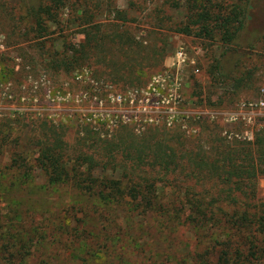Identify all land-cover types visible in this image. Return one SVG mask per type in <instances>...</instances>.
Returning a JSON list of instances; mask_svg holds the SVG:
<instances>
[{
	"label": "rangeland",
	"instance_id": "obj_1",
	"mask_svg": "<svg viewBox=\"0 0 264 264\" xmlns=\"http://www.w3.org/2000/svg\"><path fill=\"white\" fill-rule=\"evenodd\" d=\"M163 1L67 0L59 16L48 21V37L37 39L31 30L35 20L28 13L47 1L0 0V123L10 120L13 130H23L20 150L28 165H34L33 159L38 157L36 144L29 139L37 119L64 123L71 133L81 136V127L88 124L96 135L108 140L123 127L138 136L145 135L151 126L158 131L168 129L174 134L171 146L181 140L195 146L202 140L200 146L205 151L220 139L252 141L254 135L264 133V109L240 108L242 103L264 99V32L260 31L264 25L252 32L244 30L232 44L185 36L172 27L185 22V2H173L168 8ZM253 18L249 27L262 22L261 17ZM127 36L139 52H152L132 75L119 69L121 40ZM180 48L186 50L188 60L178 65ZM72 53L76 64L67 68L64 63ZM7 143L0 146V172L10 163ZM96 175L117 180L121 171L108 169ZM33 177L36 187L45 185L40 170L35 169ZM11 182L9 175L0 179L1 194L13 195ZM257 185L259 196L264 198V176L258 178ZM50 192L47 188L32 201L27 199L29 205L37 206L46 199L51 203L68 200L69 196L80 201L82 206L71 210L64 223L71 229L93 231L98 243L106 242L92 257L96 264H117L122 258L129 264H182L184 258L185 264H196L195 252L201 248L196 249L189 229L179 228L175 237L169 238L171 244L162 243L152 216L146 217L148 221L136 214L128 217L124 208L107 206L92 214L90 221L83 213L91 209L92 202L70 189L69 196L64 190ZM38 209L33 225L42 232L51 231L49 214ZM0 214L12 222L31 218L26 208L5 204L0 205ZM66 238L63 235L49 248L45 246L51 255L60 256L58 260L48 256L39 260L75 264V256L70 257L72 253L65 246ZM210 258L215 260L216 256Z\"/></svg>",
	"mask_w": 264,
	"mask_h": 264
},
{
	"label": "trees",
	"instance_id": "obj_2",
	"mask_svg": "<svg viewBox=\"0 0 264 264\" xmlns=\"http://www.w3.org/2000/svg\"><path fill=\"white\" fill-rule=\"evenodd\" d=\"M46 1L28 13L35 20L31 30L37 39L48 37V21H54L67 3ZM179 1L185 2V22L173 23L172 27L185 36L217 38L232 44L244 30L252 32L254 27L264 25V0H164L163 5L171 8L173 2ZM254 13L255 20L261 17L262 22L249 27ZM162 16L161 13V18H156L163 20ZM263 28L260 31L264 32ZM135 44L128 36L121 40L123 60L119 69L127 75L137 72L136 68L152 57V52H139ZM73 55L65 67L76 64ZM37 120L29 136L38 149L34 165H28L22 156L23 130H13L10 120L0 123V146L8 142L10 151V163L0 172V179L9 175L14 192L6 196L0 193V205L26 208L31 216L21 223L7 221L0 214V264H35L33 260L45 264L39 260L45 256L58 260V254L51 255L45 248L63 235L67 236L65 246L72 253L70 257L75 256V264H96L92 257L106 242L98 243L100 239L93 231L71 229L64 223L71 210L82 206L67 189L92 202L91 209L83 213L90 221L101 207H122L128 217L152 216L157 238L169 244V238H174L179 228L189 229L196 249L201 248V252H195L196 264H264V198L259 196L257 185L258 178L264 176V133L254 135L252 141L220 139L213 149L205 151L200 146L202 140L196 141L199 148L187 146L182 140L171 146L174 134L152 126L143 136L123 127L108 140L101 139L88 124L81 127V136L79 132L71 133L64 123ZM18 122L19 119L14 124ZM35 169L43 173L44 186H35ZM108 169L120 170L119 179L96 175ZM47 188L50 195L64 190L68 200L51 203L46 199L30 206L27 199L32 201ZM22 192L29 195L20 196ZM38 208L49 214L51 231L42 232L33 225ZM212 254L215 260H211ZM185 260L181 263L185 264ZM117 264L129 263L122 258Z\"/></svg>",
	"mask_w": 264,
	"mask_h": 264
},
{
	"label": "built area",
	"instance_id": "obj_3",
	"mask_svg": "<svg viewBox=\"0 0 264 264\" xmlns=\"http://www.w3.org/2000/svg\"><path fill=\"white\" fill-rule=\"evenodd\" d=\"M186 60H188V54L186 50L183 48L178 49L176 53V63L178 65L182 63L184 64ZM240 108H256V109L263 108L264 109V99H260L256 103H247V104L242 103V105H240Z\"/></svg>",
	"mask_w": 264,
	"mask_h": 264
}]
</instances>
